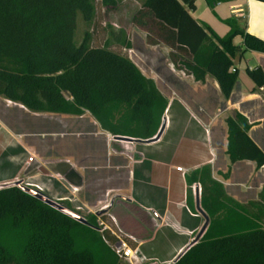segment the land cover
I'll return each mask as SVG.
<instances>
[{"label": "trees", "instance_id": "trees-1", "mask_svg": "<svg viewBox=\"0 0 264 264\" xmlns=\"http://www.w3.org/2000/svg\"><path fill=\"white\" fill-rule=\"evenodd\" d=\"M196 1L140 0L133 20L141 28L151 24L160 43L177 53L172 56L177 66L196 83L210 76L227 101L237 83L232 60L248 51L264 54V42L232 20L225 21L229 34L216 37L191 17ZM101 2L117 5L115 0ZM95 4L96 0H0V99L32 114L81 117L88 113L113 136L151 140L167 106L154 83L127 57L110 50L109 40L102 48H93L86 32L79 44L75 41L78 21L87 27L93 24ZM236 37L241 38V46L233 45ZM113 38L120 48L131 49L124 31ZM245 73L257 89L264 87L261 68ZM225 125L230 164L252 162L256 170L264 167V154L249 138L251 126L245 118L236 113ZM189 182L201 187L199 203L208 223L200 238L172 264H264L260 220L264 205L251 204L258 207L255 214L227 198L222 185L212 180L209 167ZM262 196L264 203V189ZM61 207L84 223L25 193L19 185L0 189V264H123L106 243L115 240L107 232L99 233L96 216L83 215L68 204Z\"/></svg>", "mask_w": 264, "mask_h": 264}, {"label": "crops", "instance_id": "crops-1", "mask_svg": "<svg viewBox=\"0 0 264 264\" xmlns=\"http://www.w3.org/2000/svg\"><path fill=\"white\" fill-rule=\"evenodd\" d=\"M135 1L140 4V0ZM190 14L218 38L229 34L225 21L232 20L245 33L264 42V3L215 0L211 6L205 0H197L195 11ZM241 42L236 37L233 45L241 46ZM130 61L167 102L159 129L151 140L113 136L85 113L90 118H84L85 114L74 118L85 119L86 127H95V149L81 146L78 157L67 150L57 155L52 149L40 155L34 145L39 135L10 129L0 120L1 154L5 163L14 168L13 173L0 174V186L25 183L28 179L59 206L68 204L71 209L98 219L105 212L107 218L103 222L115 241L111 232L137 249L146 264H172L200 238L205 224L199 203L201 187L189 182L202 168L209 167L212 180L222 185L225 196L245 210L256 214L257 205H264V167L256 170L252 162L230 164L225 125V120L236 113L245 118L251 126L249 138L264 154V87L257 89L245 73L246 69L256 68L264 72V54L248 51L232 60L237 83L227 101L210 76L203 83H196L181 69L166 67V75L161 77V68L154 71L146 65L142 67L138 58ZM89 137H93L91 132L81 133L80 141H88ZM29 155L42 164L39 171L27 167ZM177 168L184 173L177 172ZM120 172L124 178L119 182L112 176L119 177ZM98 173L103 176L98 181L102 189L91 193V179ZM251 204L257 205L253 208Z\"/></svg>", "mask_w": 264, "mask_h": 264}, {"label": "rangeland", "instance_id": "rangeland-1", "mask_svg": "<svg viewBox=\"0 0 264 264\" xmlns=\"http://www.w3.org/2000/svg\"><path fill=\"white\" fill-rule=\"evenodd\" d=\"M115 1L117 5L104 6L101 0H96V16L93 24L87 27L81 21L77 22V29L75 32L76 43L79 44L84 34L88 32L91 37L93 48H102L109 40L111 42L110 50L127 57L129 60L135 61V59L138 58L142 67L146 65L154 71L161 68V71H159L161 77L166 75V67L171 68L173 71H178L180 68L176 64L177 60L175 59L174 61V58H172V56H177V53L168 51L169 49L160 43L155 36L153 26L147 21H143L147 22V26L141 28L136 25L133 20L136 12L140 8V4L135 0ZM237 27L241 29L239 26ZM119 31H124L127 41L131 44L130 50H124L115 43L113 37L116 36ZM243 67L244 66L241 65L240 70H242ZM12 105V103L7 104L0 99V120L10 129L22 130L31 132L34 135H39L35 139L34 145H36L40 155H46L48 150L52 149L57 155L67 150L72 155L78 157L82 149L81 146H88L89 148L92 147V149H95V127L90 125L86 127L85 119L81 121L79 118L69 116L50 114L34 115L32 113L20 111ZM5 106H9L8 109H6ZM84 118L90 117L88 114H85ZM86 131L91 132L93 137H89L88 141L81 142L80 134ZM6 161L5 156L1 154L0 150V174L13 173L14 171L13 167L5 163ZM122 173L123 172H120L119 177H112L116 181H123L124 173ZM98 175L99 176L94 175L91 179L93 184L88 188L92 190L91 193L95 191L99 192L102 189L100 182L103 180V176L102 173H98ZM116 181L114 183H116ZM26 184L32 183L27 179L25 183L19 182L18 185L22 188H26ZM100 216H102L101 218L103 220L107 218L105 217V212H101ZM260 220L264 228V213L263 218L261 217Z\"/></svg>", "mask_w": 264, "mask_h": 264}, {"label": "built area", "instance_id": "built-area-1", "mask_svg": "<svg viewBox=\"0 0 264 264\" xmlns=\"http://www.w3.org/2000/svg\"><path fill=\"white\" fill-rule=\"evenodd\" d=\"M26 165L28 168L31 166L34 167V170L39 171L42 167V164L35 160L34 157L29 155V158L26 162ZM177 172L184 173V171L181 168L176 169ZM26 188L28 189H34L33 191L39 192L43 194L42 190L37 186L33 184H26ZM200 193V191H199ZM98 227L100 228L99 233L104 234V232H110V229H108L104 222L100 219L97 220ZM112 236L115 237L116 241L106 242L109 245V248L112 250V252L115 254V256L118 258V260L121 263L125 264H146L147 260L140 254V252L137 249H132L129 247V245L125 242L120 240L113 232H111Z\"/></svg>", "mask_w": 264, "mask_h": 264}, {"label": "water", "instance_id": "water-1", "mask_svg": "<svg viewBox=\"0 0 264 264\" xmlns=\"http://www.w3.org/2000/svg\"><path fill=\"white\" fill-rule=\"evenodd\" d=\"M15 185H18V184H15ZM3 187H5V186H0V189H2ZM23 190H24L25 193H27V194H29V195H31V196H33V197L41 200L42 202H44L45 204L49 205L50 207L56 209L57 211H59V212L65 214V215L69 216L70 218H72V219H74L76 221H79L81 223H84V221L81 218H79L78 216H76V215L68 212L63 207L57 205L56 203H54L53 201H51L50 199H48L45 195H43V194H41L39 192L33 191L31 189H28V188H23ZM97 215H99V214H97ZM204 218H205V224H204V226H203V228H202L199 236L205 230V228L207 226V223H208L207 217L205 216ZM179 256L174 260V262H176L179 259Z\"/></svg>", "mask_w": 264, "mask_h": 264}]
</instances>
